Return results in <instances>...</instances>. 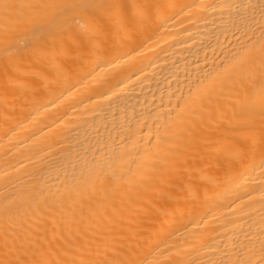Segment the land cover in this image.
<instances>
[{
  "label": "bare ground",
  "instance_id": "1",
  "mask_svg": "<svg viewBox=\"0 0 264 264\" xmlns=\"http://www.w3.org/2000/svg\"><path fill=\"white\" fill-rule=\"evenodd\" d=\"M0 264H264V0H0Z\"/></svg>",
  "mask_w": 264,
  "mask_h": 264
}]
</instances>
